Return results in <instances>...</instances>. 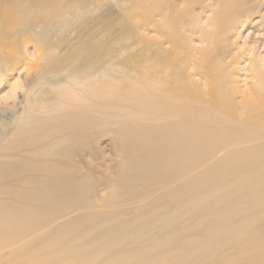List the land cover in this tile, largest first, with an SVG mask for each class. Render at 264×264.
Instances as JSON below:
<instances>
[{
    "label": "bare ground",
    "instance_id": "6f19581e",
    "mask_svg": "<svg viewBox=\"0 0 264 264\" xmlns=\"http://www.w3.org/2000/svg\"><path fill=\"white\" fill-rule=\"evenodd\" d=\"M6 84L0 264H264V0H0Z\"/></svg>",
    "mask_w": 264,
    "mask_h": 264
},
{
    "label": "rangeland",
    "instance_id": "374dc122",
    "mask_svg": "<svg viewBox=\"0 0 264 264\" xmlns=\"http://www.w3.org/2000/svg\"><path fill=\"white\" fill-rule=\"evenodd\" d=\"M94 18H95V19H94ZM92 19H93V20H92V23H93L94 21H95V22L97 21V23H98V19L96 20V14H93ZM106 23H107V22H106ZM106 23H105V27L107 26ZM100 24H101V23H100ZM16 26H18V25H16ZM16 26H15V28H16ZM102 27H103V25H102ZM18 28H20V27H18ZM32 50H33V49L31 48V46H28V47H27V53L30 52V51H32ZM16 75H17V73H16V74L14 73V74H13V77H12V78H11V77L9 78V82H10L13 78H14V79H13L11 82H14V81L16 80V77H17ZM11 82H10V83H11ZM7 85H8V84H6L5 86H3V89H0V91H1V90H2V91L4 90L3 93L6 92V91L9 89ZM5 90H6V91H5ZM0 95H1V94H0Z\"/></svg>",
    "mask_w": 264,
    "mask_h": 264
}]
</instances>
